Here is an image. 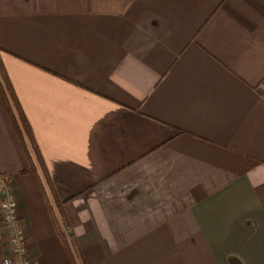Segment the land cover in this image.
<instances>
[{
	"label": "crops",
	"instance_id": "obj_1",
	"mask_svg": "<svg viewBox=\"0 0 264 264\" xmlns=\"http://www.w3.org/2000/svg\"><path fill=\"white\" fill-rule=\"evenodd\" d=\"M0 65L79 263L264 264V0H0ZM0 173L71 264L1 95Z\"/></svg>",
	"mask_w": 264,
	"mask_h": 264
},
{
	"label": "trees",
	"instance_id": "obj_2",
	"mask_svg": "<svg viewBox=\"0 0 264 264\" xmlns=\"http://www.w3.org/2000/svg\"><path fill=\"white\" fill-rule=\"evenodd\" d=\"M0 95L2 102L6 107L8 115L10 117L12 126L24 149L29 170L36 178L38 187L42 193L46 207L50 214V219L54 227V230L62 246L66 250L70 263L80 264L75 258L73 252L70 249V246L67 243V240L64 238L63 235L62 226L60 223V221L64 220L62 201H60L53 188L52 182L46 170L45 163L40 154L39 148L34 140L31 128L22 113L17 98L14 95L11 84L1 65H0ZM26 173H27L26 170L20 172L21 175H25ZM0 178H2V180L8 184L9 182L8 177H4V175L0 173Z\"/></svg>",
	"mask_w": 264,
	"mask_h": 264
},
{
	"label": "built area",
	"instance_id": "obj_3",
	"mask_svg": "<svg viewBox=\"0 0 264 264\" xmlns=\"http://www.w3.org/2000/svg\"><path fill=\"white\" fill-rule=\"evenodd\" d=\"M0 210L4 224L8 227L10 233V243L13 252L18 256L19 261L13 262L11 259L4 260L3 264H32L27 258L26 245L24 234L18 221V206L17 202L10 193L9 186L0 179ZM61 222H65L64 220ZM62 225L63 235L66 239H70V231L67 225Z\"/></svg>",
	"mask_w": 264,
	"mask_h": 264
},
{
	"label": "rangeland",
	"instance_id": "obj_4",
	"mask_svg": "<svg viewBox=\"0 0 264 264\" xmlns=\"http://www.w3.org/2000/svg\"><path fill=\"white\" fill-rule=\"evenodd\" d=\"M60 223H63V225L66 226V223H65V222H61V221H60ZM61 225H62V224H61ZM80 264H81V263H80Z\"/></svg>",
	"mask_w": 264,
	"mask_h": 264
}]
</instances>
